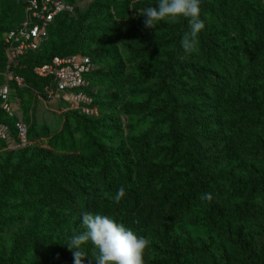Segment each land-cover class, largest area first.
Masks as SVG:
<instances>
[{"label": "rangeland", "instance_id": "1", "mask_svg": "<svg viewBox=\"0 0 264 264\" xmlns=\"http://www.w3.org/2000/svg\"><path fill=\"white\" fill-rule=\"evenodd\" d=\"M63 1L44 51L87 55L91 73L81 92L48 99L29 85L21 96L30 144L0 148V261L57 264L47 249L58 247L69 254L62 264H74L66 246L89 212L148 238L144 264H263L264 219L240 210L264 211V0H201L205 27L192 53L181 47L183 18L144 27L139 10L157 0ZM20 19L19 0H0V38ZM101 151L120 171L107 174L109 190L132 183L137 205L124 218L106 212L120 201L106 193ZM196 162L214 186L251 181L256 196L215 197L225 216L211 215L193 193ZM53 167L70 178L69 205L47 195L49 174H40ZM81 250L82 264H95L91 242Z\"/></svg>", "mask_w": 264, "mask_h": 264}, {"label": "built area", "instance_id": "2", "mask_svg": "<svg viewBox=\"0 0 264 264\" xmlns=\"http://www.w3.org/2000/svg\"><path fill=\"white\" fill-rule=\"evenodd\" d=\"M66 8L63 0H22L23 19L2 34L6 65L0 73V143L4 146L1 150H20L30 144L18 94L27 85L15 70L21 60L41 48L46 29ZM91 65L90 58L80 53L54 56L50 62L35 66L32 74L47 80L43 92L52 99L54 94L70 95L86 89Z\"/></svg>", "mask_w": 264, "mask_h": 264}, {"label": "trees", "instance_id": "3", "mask_svg": "<svg viewBox=\"0 0 264 264\" xmlns=\"http://www.w3.org/2000/svg\"><path fill=\"white\" fill-rule=\"evenodd\" d=\"M19 1H20V18H21L20 21H21L22 20V13H21L22 0H19ZM97 1L98 2H104L107 0H97ZM63 13L64 12L59 14L54 19V21L52 23L58 21L57 19ZM13 26L6 28L5 31L11 29ZM1 38H2V36H1ZM1 38H0V71H4L5 65H6V57H5V52H4L5 48L3 46ZM71 44L74 46L75 49L79 48V41L75 42V40H72ZM71 54H78V52L62 53V52L55 51L51 54H46V52L44 51V43H43V45L41 46V48L37 52L30 53L23 60H21V62L19 63V67L15 70V72L24 78L27 86L30 85L35 90L41 91L42 95L45 96V94L43 92V87L47 84V80L39 79V78H36L35 76H33L32 69L37 65H42V64L50 62V60L54 56H67V55H71ZM195 74H197V76L200 79L205 77V74H203L199 71H196ZM89 76H90V74L86 77L87 81L89 79ZM86 89H84V90H86ZM26 90H28V88L24 89L22 91H18L19 97L21 99V103H22V97L21 96H22L23 92H25ZM22 106H23V104H22ZM181 109L184 110V112L189 111V109L186 107V105H184ZM183 128L184 129L190 128V130L194 134H196L197 136L202 137L204 139H207L209 141H211V139H212V138H209V136L207 134H203V132L198 130L197 127L188 126V123H184ZM28 138L30 140V130H28ZM3 147H4L3 144L0 143V148H3ZM99 161H101V163L103 164V169H104L103 171H104V177H105L104 183H106V184H104V186L106 188V193L115 197V195H116V193L120 187L111 192L109 190L110 188L108 186L109 179L107 177V174L111 173V172L115 173L118 170V164L116 163V157H115L114 153H109V152L105 153V152L101 151L100 154L98 156H96V162H99ZM196 163L197 164H196L195 169L193 170L192 182H191L193 193L195 195H199L200 198L203 194L210 193L212 195V199L210 201L205 200L207 208H208V213H210L211 215H213L219 219H223L225 216V213L218 208L217 203L214 201L216 199L215 197L222 198L224 195V197H226L227 199H236V198H240V197L254 198L256 196L257 191L259 190L257 184L255 182H251V181L246 182V183L245 182L242 183L239 181H233L232 180L230 185H228L227 187L219 186V184H216L214 186L212 184L214 179L211 176H209V174L198 164V162H196ZM117 172L119 173L120 171L118 170ZM42 173L43 174H40L41 177H45L46 175L49 174V179L46 180V183H47V187H49V189H51V190H49V192L47 194L49 196L50 200L53 201L54 198L55 199L58 198L59 200H63V202L66 203V205H69L70 203H72L70 200L67 199L68 194L66 193V190L64 189V186H65L64 184H70L71 183L69 176L65 172V169H61L58 171V170H56L55 167H53V168H51V170L49 168L48 171L43 169ZM121 181H123V182H121ZM119 183L121 184V186H123L125 188V196L120 200V203L113 204L112 207L106 206L105 209H106V212H108L112 215L124 218V217H126V214H127L126 213L127 208L132 203L134 205H137V198H136L135 193H133V191L131 189V187H132L131 182H128L127 180H120ZM192 199H194V198H192ZM189 203L193 204V200ZM103 205H105V204L103 203ZM88 211H90V210H88ZM240 217L242 219H246V220L264 219V211L258 210V209H253V208L240 210ZM66 248H68V246H66ZM47 252H48V257H53L54 260L57 262V264H62L63 260L67 259L68 255H69L65 249H61L58 247H49V249H47ZM96 254L93 255V257H95ZM7 263L8 262H6V261H0V264H7ZM246 264H262V263L254 261L253 259L252 260L247 259Z\"/></svg>", "mask_w": 264, "mask_h": 264}, {"label": "clouds", "instance_id": "4", "mask_svg": "<svg viewBox=\"0 0 264 264\" xmlns=\"http://www.w3.org/2000/svg\"><path fill=\"white\" fill-rule=\"evenodd\" d=\"M201 0H157L156 5L139 10L145 17V28H155L157 23L164 21L174 24L181 18L187 21L189 31L181 39V47L186 53L197 50L198 35L205 27L200 18ZM125 196V188L121 186L114 200L119 202ZM202 200H211L210 193L203 194ZM82 227L84 231L71 237L67 244L72 251L74 264H82L86 254L81 246L91 242L96 250L95 264H144V253L150 244L146 237L139 236L108 216L83 212Z\"/></svg>", "mask_w": 264, "mask_h": 264}]
</instances>
